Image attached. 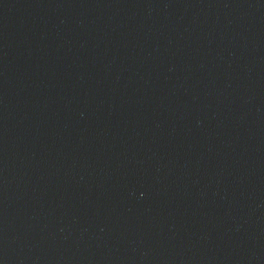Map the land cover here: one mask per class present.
<instances>
[{
	"label": "water",
	"instance_id": "obj_1",
	"mask_svg": "<svg viewBox=\"0 0 264 264\" xmlns=\"http://www.w3.org/2000/svg\"><path fill=\"white\" fill-rule=\"evenodd\" d=\"M0 264H264V0H0Z\"/></svg>",
	"mask_w": 264,
	"mask_h": 264
}]
</instances>
